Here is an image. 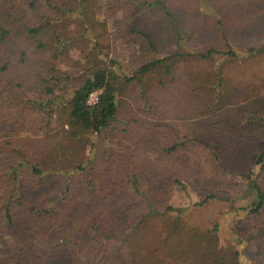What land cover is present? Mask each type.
Segmentation results:
<instances>
[{
	"label": "trees",
	"instance_id": "16d2710c",
	"mask_svg": "<svg viewBox=\"0 0 264 264\" xmlns=\"http://www.w3.org/2000/svg\"><path fill=\"white\" fill-rule=\"evenodd\" d=\"M104 1L0 0V264H241L219 220L178 201L189 181L195 205L226 200L229 172L253 195L240 243L264 264V116L233 72L264 55V0H110L122 76Z\"/></svg>",
	"mask_w": 264,
	"mask_h": 264
},
{
	"label": "rangeland",
	"instance_id": "374dc122",
	"mask_svg": "<svg viewBox=\"0 0 264 264\" xmlns=\"http://www.w3.org/2000/svg\"><path fill=\"white\" fill-rule=\"evenodd\" d=\"M110 0H106L103 2V7L108 8L107 10H101V16L102 18L106 17L108 19V27L110 30L109 36L110 39L106 38L105 43L102 42V50L104 53L106 52L107 57L104 56L105 59H107L108 62H110L111 58H118V63L113 65V69H116L121 73V76L124 74H131L132 67L131 64H129L131 51L125 44H122L120 41H117L118 39V32L119 31V23L116 21L117 19V13L112 12ZM108 42L111 43V45H108ZM78 44H80L77 48L76 46L70 50V53L68 57L65 59V64L68 66L70 63H72L76 57H79L81 48L84 47L83 42L79 41ZM87 48H90L86 44H84ZM73 50V51H72ZM85 51V50H84ZM75 56V57H74ZM82 61H85V58L82 57ZM129 60V61H128ZM192 60V59H190ZM218 60H224V58H219ZM209 63V61H208ZM215 64V61L214 63ZM189 66V65H188ZM237 68L233 70V72H236L239 74V78L243 80L244 83H249V88L252 86V81L256 86H258V92H252L249 91L245 95H242V98H240L241 103L244 104V107L247 106V108L261 110V115L264 116V55L260 54H254L250 55V57H240L237 61ZM121 67V68H120ZM233 68V67H232ZM138 70V68H137ZM136 71V69L134 70ZM144 76V75H143ZM140 77V75H139ZM149 77L144 76V79L147 80ZM151 86H155V83L153 84L151 82ZM251 94V95H250ZM263 98L261 104H257L255 102V98ZM252 102V103H251ZM237 115L240 113L242 114V110L237 109ZM227 113V112H226ZM229 114V113H228ZM227 114V115H228ZM223 120V118H221ZM233 168L232 165H230ZM227 173V171H226ZM191 175H188L187 179L191 180L195 177V180L197 178H200V172L197 168H195V173L191 171ZM263 178L261 177V180ZM187 182V180H186ZM190 182V181H189ZM188 184V191L189 195L187 196V193L185 196L178 198V201H181L183 205H185L186 210L183 212V215L188 217L193 222H204L209 221L212 219H218L220 222V230H219V242L221 247L229 249L231 247H239V249L242 251L241 257H240V263L241 264H250L251 261L249 259L250 253L254 250V245H249V250L247 249V246L240 243L241 234L240 232L245 228L246 226V213L241 211V206L245 204L251 203L253 200V195L251 193V190L247 187V179L244 175L238 174V173H231L229 172L226 177H223L220 181V188L223 193L227 196L226 200H219L215 199L211 201V203L207 205L197 206L194 203L199 200L200 193L197 194V189H194L195 186H193L192 183ZM192 186V187H191ZM202 194V193H201ZM187 196V197H186ZM201 196V195H200Z\"/></svg>",
	"mask_w": 264,
	"mask_h": 264
},
{
	"label": "built area",
	"instance_id": "2783aa9c",
	"mask_svg": "<svg viewBox=\"0 0 264 264\" xmlns=\"http://www.w3.org/2000/svg\"><path fill=\"white\" fill-rule=\"evenodd\" d=\"M102 93V90H94L92 91L87 99V104L90 106H94L98 103L100 94Z\"/></svg>",
	"mask_w": 264,
	"mask_h": 264
}]
</instances>
